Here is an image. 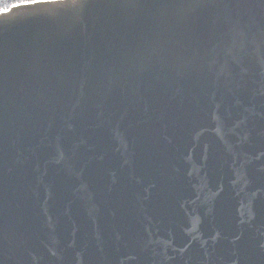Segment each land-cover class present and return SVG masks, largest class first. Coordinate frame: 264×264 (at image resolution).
<instances>
[{"label": "water", "instance_id": "1", "mask_svg": "<svg viewBox=\"0 0 264 264\" xmlns=\"http://www.w3.org/2000/svg\"><path fill=\"white\" fill-rule=\"evenodd\" d=\"M0 12V264H264V0Z\"/></svg>", "mask_w": 264, "mask_h": 264}, {"label": "snow or ice", "instance_id": "2", "mask_svg": "<svg viewBox=\"0 0 264 264\" xmlns=\"http://www.w3.org/2000/svg\"><path fill=\"white\" fill-rule=\"evenodd\" d=\"M34 3H42V2H46V0H33ZM25 5L22 4V3H16V4H13L11 7L12 8H16V9H20L22 7H24ZM10 11L9 8H4V10L2 11V13H8Z\"/></svg>", "mask_w": 264, "mask_h": 264}, {"label": "trees", "instance_id": "3", "mask_svg": "<svg viewBox=\"0 0 264 264\" xmlns=\"http://www.w3.org/2000/svg\"><path fill=\"white\" fill-rule=\"evenodd\" d=\"M29 1H33V0H20L19 3H27ZM16 3H17L16 0H6V7L9 8L10 6Z\"/></svg>", "mask_w": 264, "mask_h": 264}, {"label": "clouds", "instance_id": "4", "mask_svg": "<svg viewBox=\"0 0 264 264\" xmlns=\"http://www.w3.org/2000/svg\"><path fill=\"white\" fill-rule=\"evenodd\" d=\"M17 3L20 2V0H16ZM6 8V0H0V12H2Z\"/></svg>", "mask_w": 264, "mask_h": 264}]
</instances>
